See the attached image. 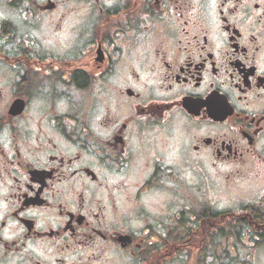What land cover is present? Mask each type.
Here are the masks:
<instances>
[{"label":"flooded vegetation","instance_id":"1","mask_svg":"<svg viewBox=\"0 0 264 264\" xmlns=\"http://www.w3.org/2000/svg\"><path fill=\"white\" fill-rule=\"evenodd\" d=\"M260 253L264 0H0V264Z\"/></svg>","mask_w":264,"mask_h":264},{"label":"rangeland","instance_id":"2","mask_svg":"<svg viewBox=\"0 0 264 264\" xmlns=\"http://www.w3.org/2000/svg\"><path fill=\"white\" fill-rule=\"evenodd\" d=\"M183 174L185 176H187V178H183L184 177ZM208 174H209V179L212 182H221V181L225 180L224 177L223 178H216V177H214V172H210ZM180 175H181L180 176V180H183L184 182H187V183L190 182L191 180L197 179L195 176H191L190 173H188V172H186V173H180ZM213 186H215V185H213ZM248 186L249 185L246 184V187H248ZM224 192H227L226 196H229V195H234L235 196V195H238V194H243L244 193V190L241 189V188H239L238 186H236V187H234L232 189H229L227 191H224ZM224 192L222 194H219V193H217V190H212L211 196L212 197H217V196H221V195L224 196L225 195ZM158 195L159 194L157 193L154 196H158ZM257 256L260 257V260L262 261L261 264H264V256L261 253L260 254H257ZM165 264H168V263H165ZM169 264H171V263H169Z\"/></svg>","mask_w":264,"mask_h":264}]
</instances>
